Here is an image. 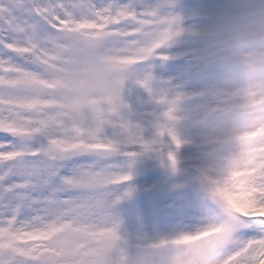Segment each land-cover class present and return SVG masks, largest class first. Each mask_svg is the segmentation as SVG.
I'll return each mask as SVG.
<instances>
[{
	"label": "clouds",
	"instance_id": "obj_1",
	"mask_svg": "<svg viewBox=\"0 0 264 264\" xmlns=\"http://www.w3.org/2000/svg\"><path fill=\"white\" fill-rule=\"evenodd\" d=\"M35 4L0 52V264H264V0ZM145 171L190 223L132 217Z\"/></svg>",
	"mask_w": 264,
	"mask_h": 264
},
{
	"label": "rangeland",
	"instance_id": "obj_2",
	"mask_svg": "<svg viewBox=\"0 0 264 264\" xmlns=\"http://www.w3.org/2000/svg\"><path fill=\"white\" fill-rule=\"evenodd\" d=\"M112 2L121 5L131 4L137 9H143L163 5L169 3L170 0H112ZM229 2L230 0H179L181 10L189 20L199 19L203 12L212 15ZM137 182L141 187V192L129 208L133 218H142L151 222L156 213L162 218V224L169 228L184 226L191 222L189 194L181 191L167 192L163 188L162 177L153 171H145ZM154 185L160 186L159 193L151 191Z\"/></svg>",
	"mask_w": 264,
	"mask_h": 264
},
{
	"label": "snow or ice",
	"instance_id": "obj_3",
	"mask_svg": "<svg viewBox=\"0 0 264 264\" xmlns=\"http://www.w3.org/2000/svg\"><path fill=\"white\" fill-rule=\"evenodd\" d=\"M115 10L123 15L134 6L121 5L112 0H105V11ZM101 9H97L100 11ZM39 8L35 0H0V52L6 45L13 41L19 34L24 33L31 26V16L38 13ZM7 137L2 136L0 142L7 141Z\"/></svg>",
	"mask_w": 264,
	"mask_h": 264
}]
</instances>
